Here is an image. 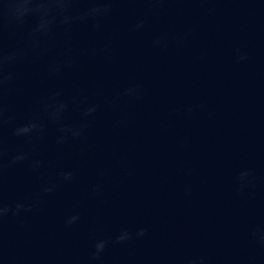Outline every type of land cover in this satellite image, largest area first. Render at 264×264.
I'll return each mask as SVG.
<instances>
[{"label": "water", "instance_id": "95a60500", "mask_svg": "<svg viewBox=\"0 0 264 264\" xmlns=\"http://www.w3.org/2000/svg\"><path fill=\"white\" fill-rule=\"evenodd\" d=\"M0 264H264V0H0Z\"/></svg>", "mask_w": 264, "mask_h": 264}]
</instances>
